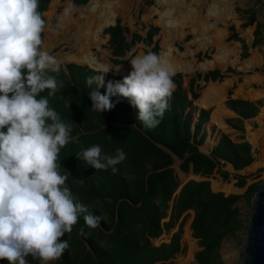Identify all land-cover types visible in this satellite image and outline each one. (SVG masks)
I'll list each match as a JSON object with an SVG mask.
<instances>
[{
	"label": "trees",
	"instance_id": "trees-1",
	"mask_svg": "<svg viewBox=\"0 0 264 264\" xmlns=\"http://www.w3.org/2000/svg\"><path fill=\"white\" fill-rule=\"evenodd\" d=\"M50 1L39 0L41 14L48 9ZM68 1L79 6L87 4L89 0ZM255 20V14L252 13L246 26L252 25ZM156 31L149 29L144 38L149 45ZM105 33L110 36L109 46L117 57H124L134 43L143 40L134 33L131 42H127L124 36L126 29L120 26V21L105 30ZM259 34L260 24H257L255 37ZM231 38L240 41L235 33ZM148 52L158 54V46L155 45ZM126 62L122 60L119 63ZM70 68L73 70L74 67ZM54 75L58 81V90L54 96L49 97V106L59 113L63 122L72 126L69 143L59 153V170L61 174L68 175L65 186L73 196L87 205L93 215L103 219L99 227L88 229L81 217L72 232L62 237V240L68 241L69 247L53 264H172L170 260L180 251L181 227L168 243L154 246L151 239L160 237L163 232H170L181 213L186 210H193L195 213L191 230L192 237L199 246L194 254L196 264H225L219 256L221 244L225 238L243 228L236 205L241 198L250 201L260 187L259 184L248 186L244 195H225L223 192H212L208 181L190 180L173 197L179 184L173 170L169 169L171 159L151 145L146 136L167 146L176 156L184 159L181 168L185 172L188 165L192 164L194 174L206 176L213 173L215 160H224L236 169L248 166L252 162L249 145L243 143L228 146L226 153L225 145L220 144L212 152L213 160L209 159L189 143V118L182 120L179 115H163L158 126L146 129L137 120L138 109L132 107L127 99L113 96L110 98L114 105L111 110L102 113L91 110L92 102L88 94L97 86L86 89L84 84L87 78L96 76L91 71L80 69L73 73L81 80L74 84L64 82L61 76ZM208 76L213 80L222 78L216 71L210 72ZM109 81L120 82L107 76L105 86L99 91L101 94H106ZM228 94L230 96L231 91ZM41 95L46 96L47 92ZM226 104L243 119L259 113V108L248 101L228 98ZM174 110H177L176 106ZM113 121L136 124L139 129L110 125ZM73 137H78V144L72 140ZM93 145L102 148V155L114 156L116 149H122L126 153V159L116 165L118 170L115 173L111 168L95 170L76 157L82 149ZM221 176L227 179L226 174L221 173ZM245 185L246 179L241 178L235 187L243 188ZM171 200L172 214L167 222H163ZM80 228L90 234L87 237L79 235ZM0 264H7V261L0 260ZM28 264L40 262L28 257Z\"/></svg>",
	"mask_w": 264,
	"mask_h": 264
},
{
	"label": "clouds",
	"instance_id": "clouds-1",
	"mask_svg": "<svg viewBox=\"0 0 264 264\" xmlns=\"http://www.w3.org/2000/svg\"><path fill=\"white\" fill-rule=\"evenodd\" d=\"M43 14L39 0H0V260L7 264H28V257L53 264L69 247L62 237L81 217L88 229H96L103 219L73 196L65 186L68 175L59 170V153L69 143L72 126L49 106L61 64L43 47L48 27ZM130 65L122 82H108L106 94L96 89L88 94L91 110H111L110 98L118 96L138 109L137 120L146 129H153L175 90L174 67L166 52L137 55ZM112 70L104 67L103 75L87 78L86 84L104 87V76ZM76 157L95 170L115 173L126 153L118 148L114 156L102 155V148L93 145ZM89 234L80 228L79 235Z\"/></svg>",
	"mask_w": 264,
	"mask_h": 264
},
{
	"label": "rangeland",
	"instance_id": "rangeland-1",
	"mask_svg": "<svg viewBox=\"0 0 264 264\" xmlns=\"http://www.w3.org/2000/svg\"><path fill=\"white\" fill-rule=\"evenodd\" d=\"M126 1H128V7L125 10H122L123 12L121 11L117 13L116 16H114L113 23L111 25H113L114 22L116 25L117 22L120 21V25L126 29L125 35L128 40L132 39V35L134 33H137L142 38H146L149 29L157 30L151 39L150 45L141 41L133 46L134 52L132 56L126 60L128 62L124 64L129 66L132 58L137 55L144 54L145 51L148 52V49L150 51L155 45L158 46V54H160L161 30L157 25H155L158 19L156 16H150V20H146V17L149 16L147 12L155 8V0H131V3L130 0ZM231 2L234 13L233 20L218 24V28L225 34L224 44L226 46L230 45L236 48L237 57L240 60L238 64L232 65V61L235 60L232 58L224 67L210 70L199 69L198 66L200 63H203L206 60H211L213 55L216 53L215 48H207L195 53L192 59L198 69L195 68L193 71H191V73L189 72L187 74L180 72L175 73L173 78L180 77L182 81L184 79L186 81L189 77L196 76L197 74L199 76H203L206 73L215 71L219 72L224 77L223 81L227 84H230V98L252 100L256 104L260 103V106L262 107V113L264 114V70L262 67L264 60V4L260 0H231ZM67 3L68 2L60 1L56 9L48 16L45 15V13L43 14L47 16H44V19L50 30L53 31L49 39H44L45 42L43 41V47L55 57H57V54L59 53H69L71 55L75 53V49L73 47L76 43V40H72L74 37H76L74 35L76 33L74 30L75 28L69 22H67L70 17L67 16L61 19ZM49 6L46 11L47 13H49ZM72 9L75 10L76 7L72 6ZM252 13L255 14L256 20L252 25L246 26ZM77 15L78 14H73V17L76 18ZM257 24H260V34L255 37ZM110 27L112 26L105 27L102 32V38L104 39L102 49L107 53L110 50L108 47L109 35L105 33V30L109 29ZM231 28H234V31H231ZM233 33L238 36L240 41L233 40L231 38ZM189 39L190 37L188 38L187 42H189ZM256 39L258 40V43H256ZM62 43L64 44L61 46ZM185 43L186 42H176L175 48L177 51L183 52ZM91 52L95 53L97 59H101L98 49L92 48ZM110 60L112 59H110V57L107 55L104 61L110 64ZM250 61L254 65V67H251L252 69L246 66V63ZM112 68L113 70L111 72H114L116 67L111 66V69ZM203 88H205V85L202 83L199 87L200 93L203 92ZM257 132L264 133V126H260V128L254 127L252 129H248L247 138L250 142V134H257ZM244 173L246 174L245 177H249L246 181V185L243 188L233 187V191L231 192L238 193V195H244L248 186L251 184H259L260 186V184L264 181V164L260 160L259 164L255 165L254 168L251 167L250 169L244 171ZM223 183H225V181H223ZM220 192L226 193L227 195L230 193L224 191ZM250 201H247L245 198H241L236 205L239 210V218L242 220L243 228L234 235L223 240L219 250V256L221 261L225 264H241L242 236L248 224ZM164 238L165 240H168L170 239V235ZM180 240L181 250L175 255L172 264H196L194 254L199 249V247L197 241L189 234L187 227L181 233ZM159 243L160 242L158 241L156 242V244Z\"/></svg>",
	"mask_w": 264,
	"mask_h": 264
},
{
	"label": "bare ground",
	"instance_id": "bare-ground-1",
	"mask_svg": "<svg viewBox=\"0 0 264 264\" xmlns=\"http://www.w3.org/2000/svg\"><path fill=\"white\" fill-rule=\"evenodd\" d=\"M59 2V0H52L48 10L49 13L45 12V15L48 16L54 11ZM70 6L69 3L66 4V8ZM127 7L128 1L126 0H91L86 7H78L72 10L68 15L70 18L67 22L76 31L74 34L76 37L72 39L76 40L73 47L75 53L72 55L69 53H59L56 57L57 60L64 63L76 62L88 65L90 68L102 73L104 67L111 68L110 64L104 61L108 53L102 49L104 41L102 32L105 27L111 26L114 16ZM73 14L78 15L74 18ZM147 14L149 15L146 17L147 21L150 20V16L158 18L155 25L161 30L160 53H168L175 73L187 74L191 73L195 68L198 69L192 59L195 53L207 48H215L216 53L211 60L200 63L199 69L210 70L221 68L227 65L228 61L232 58L235 59L232 61V65H237L240 61L237 57L236 48L224 44L225 34L218 28V24L233 20L234 13L231 0H155V8L147 12ZM52 32L49 26L46 27L44 31L45 39H49ZM189 37V42H187ZM176 42H186L183 52L177 51L175 48ZM92 48L98 49L101 59H97L95 53L91 52ZM246 66L248 68L254 67L251 61L247 62ZM130 71L131 65L120 68L117 72L128 74ZM227 86V83L222 85L210 84L204 91L202 98H200L199 104L205 107L211 104L218 107L221 106L224 99V89ZM250 136L253 144L259 148L261 161L264 164V133L258 132ZM213 188L215 190L221 189L224 192L233 191L231 185H221L216 182L213 183ZM186 237L188 238L187 235Z\"/></svg>",
	"mask_w": 264,
	"mask_h": 264
},
{
	"label": "crops",
	"instance_id": "crops-1",
	"mask_svg": "<svg viewBox=\"0 0 264 264\" xmlns=\"http://www.w3.org/2000/svg\"><path fill=\"white\" fill-rule=\"evenodd\" d=\"M124 36L126 37L125 34ZM44 39H45V34L43 33V41L45 42L46 39L45 40ZM109 39L110 37L108 38V43H109ZM126 40L127 42H131L132 39L128 40L126 38ZM141 41L145 42L144 38ZM44 42H43V45H44ZM135 44L136 43H134V45ZM134 45H132L129 51L126 52L125 54L126 57L130 56L129 54L130 52H132L133 54ZM108 47L110 49L108 51V56L110 57V59H112L110 60V65L112 67H116V69L114 70V72L109 71L107 74H105L104 82L107 76L114 78V80L118 79L120 82H122L123 78L128 74H122V72L118 73L116 70L118 68L120 69V68L127 67V65H124L126 63H119L120 61L125 60L126 57L114 56L112 53V49L110 48L109 45ZM59 62L61 64V70L57 74V77L61 76V79H63V81L67 83L74 84L75 82L81 81L80 79H78L77 76L73 75V73L78 72L80 69L91 71L93 74H96V76L104 74L100 71L90 68L88 65H82L76 62H66V63L61 62V61ZM72 66L74 67L73 70L70 68ZM262 67H263V63H262ZM208 75L209 73H206L203 76H199L197 74L196 76L189 77L186 81L185 79L182 81L180 77L173 78L174 83H175V90L173 91L172 96L170 97L168 101L169 106H168V109L165 111L164 116L166 115V116L172 117L174 115H179L182 118V120L189 118L190 120L189 143L196 146L198 152L208 157L209 159L213 160L212 152L214 149L219 147L220 144L225 145L226 148L224 150L227 153L228 146L247 143L250 148L252 162L248 166L244 167L243 169H236L232 164L220 159V160H215L216 161L215 169L213 173L209 176L203 175L201 173L194 174L192 164L188 165V170L187 172H185L181 168V166L183 165L184 159H181L178 156H176L167 146L159 142H156L155 140H152V138H150L149 136H146L147 139L151 142V145L161 150L163 153L167 154L171 159V165L169 169L173 170V173L176 176L178 184H179L173 197L176 196L179 193L182 186L190 180H193L196 182L208 181L210 183L211 191L215 193L223 191V190L221 189L215 190L213 188L214 182L221 184V185L229 184V185H232V187L234 188H238V187H235V184L237 183L238 179L245 178L247 181V179L249 178V177H245L246 174L244 173V171L250 169L251 167L254 168V166L259 164L261 160V152H258L260 151L259 148L256 147L252 141L250 142L247 138L248 129H252L254 127L260 128V126L261 127L264 126V114L262 113V107L260 106V103L256 104L252 100L230 98L228 93L229 91H231V89L229 88L230 84L228 83V86L224 89V94H223L224 99L222 101L221 106L218 107V106H215L214 104L208 105L207 107L202 106L201 104H199V101L201 100L200 98H202L204 91L209 87V85L210 84L222 85L223 83H225L223 81L224 77L221 74L220 75L222 76V78L221 79L218 78L216 80H213ZM114 83L115 81H113V84ZM202 83L203 85H205V88H203L202 90L203 92L200 93L199 87L201 86ZM84 84H85L86 89L87 88L93 89L95 85L98 87V85L95 83L91 87H89L86 84V82H84ZM97 87H95V89L99 92L101 88H97ZM228 98L232 100H242V101H248L250 103H253L255 106L259 108V113L256 116L251 117L249 119H243L236 112L231 110L230 107L226 104ZM184 99L185 101H183ZM175 106L177 107V110H174ZM201 113L202 114L204 113L203 116H201ZM110 125H117L119 127L130 126V127L139 129L138 126H136V124L127 125V124H121L115 121L111 122ZM251 134H255V133H251ZM84 135H87V134L85 133ZM72 140L75 141V144H78V137H73ZM221 173L227 175L226 180L223 179V176H221ZM223 181H225V183H223ZM224 194L227 195L226 193ZM229 194H238V193L230 192ZM172 208H173V200L169 202V208L167 209V217L163 220V222H167L169 220L172 214ZM194 216H195V213L193 210L184 211L179 216L175 224V227L170 232H163L160 237L151 239L152 244L154 246H159L162 243L170 242L173 234L179 229V227H181L182 232L187 227L189 234L192 237L191 223L194 219ZM169 235H170V239L165 240L164 237L169 236ZM157 241L160 243L156 244ZM180 250H181V245H180ZM173 260L174 258L171 259L170 262H172Z\"/></svg>",
	"mask_w": 264,
	"mask_h": 264
},
{
	"label": "water",
	"instance_id": "water-1",
	"mask_svg": "<svg viewBox=\"0 0 264 264\" xmlns=\"http://www.w3.org/2000/svg\"><path fill=\"white\" fill-rule=\"evenodd\" d=\"M90 1L78 7H86ZM260 1L264 4V0ZM112 26H115V22ZM241 246V264H264V181L252 195L248 224L242 236Z\"/></svg>",
	"mask_w": 264,
	"mask_h": 264
}]
</instances>
